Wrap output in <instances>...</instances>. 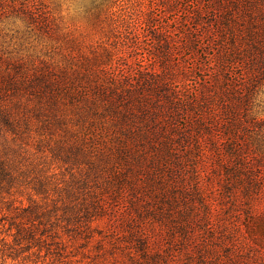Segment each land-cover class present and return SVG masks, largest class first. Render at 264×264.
<instances>
[{"label":"trees","instance_id":"1","mask_svg":"<svg viewBox=\"0 0 264 264\" xmlns=\"http://www.w3.org/2000/svg\"><path fill=\"white\" fill-rule=\"evenodd\" d=\"M158 3V14L153 10L143 22L152 68L128 64L124 47L129 40L139 44L131 29L113 34L104 55H80L74 68L60 71L47 63L24 66L0 42V195L24 188L49 200L54 191L51 210L19 209L23 225L32 232L35 221L58 217L69 244L94 251L93 264H171L177 234L187 233L192 221L187 204L179 206L185 194L177 170L182 156L185 163L193 150L199 157L203 134L211 133L204 139L209 151L221 143L237 165L223 169L227 183L251 198L249 208L262 190L255 171L264 170V118L252 111V100L264 85V0L222 1L211 34L216 72L191 97L171 83L182 63L172 59L173 40L156 19L170 11L169 0ZM12 15L25 20L29 32L53 34L46 13L24 5L9 10L0 0V23ZM187 24L181 46L193 52L200 13ZM182 116L187 124L180 129ZM245 148L255 155L248 164ZM55 165L68 178L47 175ZM227 183L224 193L233 196ZM193 194L202 199L198 188Z\"/></svg>","mask_w":264,"mask_h":264},{"label":"rangeland","instance_id":"2","mask_svg":"<svg viewBox=\"0 0 264 264\" xmlns=\"http://www.w3.org/2000/svg\"><path fill=\"white\" fill-rule=\"evenodd\" d=\"M1 1L9 10L22 5L39 9L50 20L51 36L29 32L26 21L15 15L0 23L1 48L6 55L24 66L47 63L56 71L64 66L74 68L75 60L80 55L88 58L93 54L104 55L105 45L111 36H125L129 29L138 35L139 44L131 46L130 40L129 43L126 41L128 44L123 51L128 64L145 68L154 65L150 55L151 42H148V36L145 37L148 32L143 22L153 15V10L155 15L158 14V0ZM222 1L169 0L167 7L170 11L165 13V17L156 18L173 40L172 59L182 63L181 73L175 74L171 83L180 89L184 97L196 94L202 85H210L216 72L217 63L212 56L216 39L211 34L215 31L213 20L220 12L218 8H221ZM196 12L200 13L203 25L196 30L199 35L194 31L195 50L189 52L181 46L184 39L180 33L189 28L187 22ZM116 41L119 42L118 39ZM233 79L242 81L237 77ZM257 90L252 100V111L262 119L264 85ZM186 124L187 120L182 116L178 120V127L183 129ZM210 134L202 135L199 157L192 156L197 152L191 148L192 155L185 163L182 156L185 147L180 148L182 157L177 180L185 199L179 202V206L183 208L187 204L192 210V221L187 233L179 230L177 234L171 264H264V170L260 173L255 171V175L261 177L258 183L262 190L258 189L257 194L251 196L254 202L249 208L247 201L251 198L243 196L233 182L227 183L230 175L223 169L225 167L232 171L237 165L227 157L221 143H217V151H209L211 147L204 139L208 140ZM260 136H264V130ZM188 147H192L191 141ZM245 149L242 161L248 164L253 162L255 155L249 148ZM53 173L55 180H63V167L58 169L55 165L47 175ZM65 178H68L67 174ZM226 183H232L233 191L236 190L234 197L224 193L222 186ZM194 188H198L202 199L194 196ZM56 197L55 192L50 191L49 200H44L24 188H13L9 193L0 195V264H93L94 251L85 253L78 243L69 244L63 232V222L58 217L35 221L32 232L23 225L20 208L36 204L41 210H51V199ZM202 201L204 206L201 205ZM57 205L60 206L59 203ZM56 214L61 213L58 211ZM44 230L45 233H42Z\"/></svg>","mask_w":264,"mask_h":264}]
</instances>
